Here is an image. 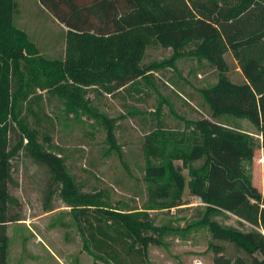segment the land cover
I'll list each match as a JSON object with an SVG mask.
<instances>
[{
  "label": "trees",
  "instance_id": "16d2710c",
  "mask_svg": "<svg viewBox=\"0 0 264 264\" xmlns=\"http://www.w3.org/2000/svg\"><path fill=\"white\" fill-rule=\"evenodd\" d=\"M39 2L66 29L62 61L38 55L15 26L18 4L0 0V264H7V226L21 220L9 192L11 161L20 152L47 168L51 184L61 186L62 199L75 209L90 253L108 264H147L150 245L162 247L170 235L187 240L204 229L212 264H264V194L249 170L255 151L264 149V0ZM153 44L215 73L216 82L201 91L211 119L195 121L188 134L151 133L143 146L147 208L122 212L101 193L83 194L64 158L50 151L54 122L34 110L35 94L46 91L70 111L90 112L80 89L100 85L111 94L137 85ZM227 54L238 64L241 83L228 78ZM225 117L254 132L220 122ZM200 161L198 168L189 166ZM184 168L190 195L205 207L202 218L182 228H156L147 211L182 205ZM229 216L249 229L211 220Z\"/></svg>",
  "mask_w": 264,
  "mask_h": 264
},
{
  "label": "rangeland",
  "instance_id": "374dc122",
  "mask_svg": "<svg viewBox=\"0 0 264 264\" xmlns=\"http://www.w3.org/2000/svg\"><path fill=\"white\" fill-rule=\"evenodd\" d=\"M19 14L15 26L48 60H63L64 26L59 24L39 0H14ZM228 78L243 81L237 62L226 55ZM142 64L148 67L139 83L108 94L100 85L82 88L83 101L90 112L70 111L55 96L37 91L34 110L54 122L50 151L65 164L83 194L98 195L113 209L144 211L147 196L143 181V146L151 133L188 134L195 121L211 119L202 99V89L216 82L210 69H197L195 61L177 57L171 49L150 45ZM200 70V71H199ZM254 132L246 122L221 119ZM18 135V133H16ZM15 135L12 136L13 145ZM17 142V141H16ZM181 166L180 162H174ZM202 161L190 164L198 168ZM252 184L264 194V149H257L249 166ZM186 187L182 205L172 209L147 211L156 228H182L202 218L204 205L189 193L190 177L182 171ZM9 192L18 202L14 212L20 221L7 226V264H108L93 256L75 209L62 199L61 186L51 184L47 168L24 152L11 161ZM224 226L249 229L233 217H212ZM210 234L191 232L187 240L172 235L165 245L148 248L147 264H212Z\"/></svg>",
  "mask_w": 264,
  "mask_h": 264
}]
</instances>
